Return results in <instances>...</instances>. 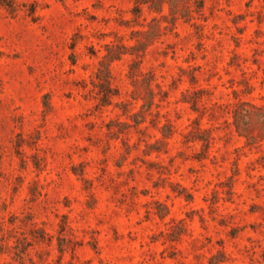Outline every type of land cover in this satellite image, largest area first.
<instances>
[{
  "label": "rangeland",
  "instance_id": "rangeland-1",
  "mask_svg": "<svg viewBox=\"0 0 264 264\" xmlns=\"http://www.w3.org/2000/svg\"><path fill=\"white\" fill-rule=\"evenodd\" d=\"M162 1L0 0V264H264V0Z\"/></svg>",
  "mask_w": 264,
  "mask_h": 264
},
{
  "label": "trees",
  "instance_id": "trees-1",
  "mask_svg": "<svg viewBox=\"0 0 264 264\" xmlns=\"http://www.w3.org/2000/svg\"><path fill=\"white\" fill-rule=\"evenodd\" d=\"M156 2H158V0H152V3H156ZM163 2H165V0H163L162 1V4H163ZM151 7H153V6H151ZM155 7V6H154ZM159 10H162V6L159 8ZM171 10H173L172 9V7H171ZM175 14V13H174ZM156 24V26H160V24H158V23H155ZM124 48H126L125 46H124ZM122 53V52H121ZM107 68L106 69H109L108 68V66H106ZM133 71H135V70H133ZM108 72V71H107ZM194 139H200V138H194ZM204 141H206L207 142V145H209V138H206V139H204ZM59 241H60V243H59V245H60V249H62V247H63V241H64V237H59Z\"/></svg>",
  "mask_w": 264,
  "mask_h": 264
}]
</instances>
